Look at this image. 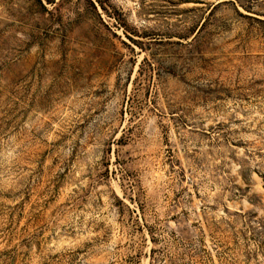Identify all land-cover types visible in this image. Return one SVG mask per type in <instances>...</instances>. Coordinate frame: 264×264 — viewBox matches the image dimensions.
Instances as JSON below:
<instances>
[{
    "label": "rangeland",
    "instance_id": "374dc122",
    "mask_svg": "<svg viewBox=\"0 0 264 264\" xmlns=\"http://www.w3.org/2000/svg\"><path fill=\"white\" fill-rule=\"evenodd\" d=\"M0 264H264V0H0Z\"/></svg>",
    "mask_w": 264,
    "mask_h": 264
}]
</instances>
